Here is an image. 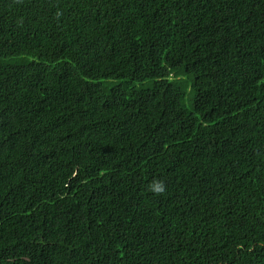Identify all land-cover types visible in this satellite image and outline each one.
<instances>
[{"label": "trees", "instance_id": "obj_1", "mask_svg": "<svg viewBox=\"0 0 264 264\" xmlns=\"http://www.w3.org/2000/svg\"><path fill=\"white\" fill-rule=\"evenodd\" d=\"M0 264H264V0H0Z\"/></svg>", "mask_w": 264, "mask_h": 264}, {"label": "clouds", "instance_id": "obj_2", "mask_svg": "<svg viewBox=\"0 0 264 264\" xmlns=\"http://www.w3.org/2000/svg\"><path fill=\"white\" fill-rule=\"evenodd\" d=\"M151 190L155 194H163L165 192V186L163 183H155L154 185H152Z\"/></svg>", "mask_w": 264, "mask_h": 264}]
</instances>
